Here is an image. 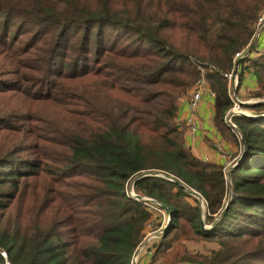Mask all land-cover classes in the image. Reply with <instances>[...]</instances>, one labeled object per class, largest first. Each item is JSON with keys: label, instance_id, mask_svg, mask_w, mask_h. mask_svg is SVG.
Listing matches in <instances>:
<instances>
[{"label": "trees", "instance_id": "obj_1", "mask_svg": "<svg viewBox=\"0 0 264 264\" xmlns=\"http://www.w3.org/2000/svg\"><path fill=\"white\" fill-rule=\"evenodd\" d=\"M263 8L0 0V264H130L152 214L124 193L129 181L170 218L148 264H264V103L232 117L239 143L223 119L232 105L224 76ZM246 74L250 96L264 98V48L241 59L237 88ZM200 77L214 93V126L237 148L229 176L182 145L178 102ZM13 94L56 103V136L13 127L33 106ZM198 240L215 247L190 251L186 242Z\"/></svg>", "mask_w": 264, "mask_h": 264}, {"label": "built area", "instance_id": "obj_2", "mask_svg": "<svg viewBox=\"0 0 264 264\" xmlns=\"http://www.w3.org/2000/svg\"><path fill=\"white\" fill-rule=\"evenodd\" d=\"M260 35H264V8L260 12L256 20V23L254 25V33H253L252 41L254 39H257ZM250 46L246 47L244 50L234 55L233 58L234 65L237 60H241L246 56H250V57L256 56L261 53L257 50L250 49ZM224 77L227 80V96L229 97L233 105V108L226 112L224 116V122L225 124L228 125L230 130L235 134L236 139L239 143L241 136L238 133L236 126L232 122V117L238 115H247V113L241 111V105L247 103L242 102L234 92L238 86V78H237V74H234V68L230 73L226 74ZM203 95L209 96L211 98L214 97V93L210 91L206 80L203 77H200L196 81L192 89V93L189 97V103H188L189 118L186 120V125L191 133L196 132L197 125L195 123V119H196L195 115ZM124 193L127 196L133 198L134 200L140 201L146 207V209L150 211L152 214L151 219L145 225L144 236L140 244L137 246L134 253L132 254L130 260V264H148L152 256V249H149V246L155 240L159 239L162 233H164L163 231L169 221L168 214L166 213L165 208L162 205H160L158 202H156L154 199L137 195L133 190V181H129L125 184ZM194 193L195 194L192 196L198 201L200 208L204 210L205 208L204 200L200 197L199 194H197L196 192ZM1 256L4 259L6 258V255L4 253H1Z\"/></svg>", "mask_w": 264, "mask_h": 264}, {"label": "crops", "instance_id": "obj_3", "mask_svg": "<svg viewBox=\"0 0 264 264\" xmlns=\"http://www.w3.org/2000/svg\"><path fill=\"white\" fill-rule=\"evenodd\" d=\"M250 47L262 53L264 35L254 39ZM255 87L253 75L246 74L241 85L234 92L237 97H241L253 91ZM191 93L192 90L178 102L176 122L180 125L182 132V145L184 148H188L196 159L220 165L224 172L228 173L232 169L233 157L237 152L236 145L221 135L214 126V98L206 95H203L195 115L196 132L189 131L186 120L189 118L188 103ZM229 131L233 133L230 129Z\"/></svg>", "mask_w": 264, "mask_h": 264}, {"label": "rangeland", "instance_id": "obj_4", "mask_svg": "<svg viewBox=\"0 0 264 264\" xmlns=\"http://www.w3.org/2000/svg\"><path fill=\"white\" fill-rule=\"evenodd\" d=\"M14 30V28H13ZM11 30L10 34H14L15 31ZM8 36L7 42L10 39ZM26 36H24L23 41L25 39ZM21 39V38H20ZM22 39L20 41H22ZM22 41V42H23ZM16 47H19L16 45ZM7 79H11L10 77L7 76ZM5 81V80H3ZM251 93L245 94L241 97H238L242 102L247 103L246 105H241V111L244 113H252L248 107L251 104H262L264 103V98L262 99H257V98H253L250 96ZM12 98H15L17 100V103L22 106V102L20 101L21 99H23L24 97L19 95V94H13ZM26 100H28L33 106L31 107H23L21 109L20 112H18V114H16L18 116V118L12 119V121H10L11 125H13V127L16 126H25L27 127L28 131H32L37 133L38 135H40V137H55L56 136V132L61 128L60 126H62V123L60 120L56 119V110L57 108L54 107V105L56 103L54 102H45V101H40V102H35L34 100L30 99V98H24ZM81 99V98H79ZM233 108V105H231V108L229 110H231ZM66 111L75 114L76 110L72 107H66L65 106ZM225 116V115H224ZM24 118L29 119V124H24L23 120ZM224 119V118H223ZM225 124V122H224ZM225 126L227 128L228 125L225 124ZM230 129V128H229ZM41 131V132H40ZM40 143L42 145V142H37ZM45 145V144H43ZM188 193V190H185ZM203 220V219H202ZM186 245L188 246L189 250L192 252H198L201 254H207L208 251L210 249H213L215 247V245L212 242H208V241H202V240H198V241H189L186 242ZM163 259H157L156 262H153V264H162ZM182 264V263H179ZM252 264H261V263H252Z\"/></svg>", "mask_w": 264, "mask_h": 264}, {"label": "water", "instance_id": "obj_5", "mask_svg": "<svg viewBox=\"0 0 264 264\" xmlns=\"http://www.w3.org/2000/svg\"><path fill=\"white\" fill-rule=\"evenodd\" d=\"M251 48H252V47H250V49H251ZM250 49H249V50H250ZM240 61H241V60H237L236 63H235V65H234V74H237V72H238V66H239V64H240ZM243 105H246V104H243ZM243 144H244V142L242 141V145H243ZM234 167H235V165L233 166V168H234ZM233 168H232V169H233ZM232 169H231V170H232ZM231 170L228 172V176H229ZM171 180H172V179H171ZM175 182L178 183L179 185H181V184L179 183L178 180H175ZM181 186H182V185H181ZM188 193H189L190 195H194V194H195L194 191H192V190H188ZM165 210H166V213L168 214V210H167L166 208H165ZM168 215H169V214H168ZM168 217H169V216H168ZM169 221H170V218H169ZM169 221H168V222H169ZM202 221H203V220H201V222H202ZM165 229H166V227H165ZM165 229H164V231H165ZM164 231H163V232H164Z\"/></svg>", "mask_w": 264, "mask_h": 264}, {"label": "bare ground", "instance_id": "obj_6", "mask_svg": "<svg viewBox=\"0 0 264 264\" xmlns=\"http://www.w3.org/2000/svg\"><path fill=\"white\" fill-rule=\"evenodd\" d=\"M249 116V115H248Z\"/></svg>", "mask_w": 264, "mask_h": 264}]
</instances>
